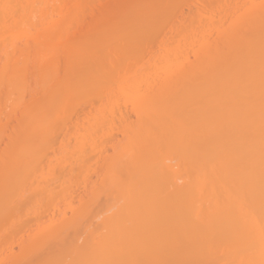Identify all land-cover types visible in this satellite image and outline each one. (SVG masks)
Segmentation results:
<instances>
[{
    "label": "bare ground",
    "instance_id": "1",
    "mask_svg": "<svg viewBox=\"0 0 264 264\" xmlns=\"http://www.w3.org/2000/svg\"><path fill=\"white\" fill-rule=\"evenodd\" d=\"M0 142V264H264V0H0Z\"/></svg>",
    "mask_w": 264,
    "mask_h": 264
},
{
    "label": "rangeland",
    "instance_id": "2",
    "mask_svg": "<svg viewBox=\"0 0 264 264\" xmlns=\"http://www.w3.org/2000/svg\"><path fill=\"white\" fill-rule=\"evenodd\" d=\"M183 9H184V8H183ZM184 10L187 11V9H184ZM186 11H185V12H186ZM88 20H89V18L86 20V22H87ZM86 22L84 21V23H86ZM29 76H30V74H29ZM29 76H28V82L31 80V79H29ZM30 78H31V77H30ZM30 82H31V85H30ZM30 82L28 83V85H30L31 87H33V85H35L34 81L31 80ZM31 87L29 88L30 90H32ZM33 88H34V87H33ZM26 95L29 96V92L26 93L25 96H23V97H24L23 100H27L28 98H30V96L27 97ZM27 101H28V100H27ZM122 110H123V108H122ZM124 110H125V112H124ZM124 110L122 111V112H124V114L128 111V112L126 113V115L128 114V116L132 117L133 114H131V113L129 112L128 109H127V111H126V109L124 108ZM74 112H76V111H73V112L71 113L72 115H70V117H69L70 119H74V118L76 119V118L78 117L77 115H79V113L77 114V113H74ZM73 116H74V117H73ZM11 117L13 118V116H11ZM71 117H72V118H71ZM12 118H11V121L9 120V123H11V124L14 123V119H12ZM69 118H68V119H69ZM75 119H74V121H75ZM76 120H77V119H76ZM71 121H73V120H71ZM67 122H70V120L67 121ZM11 124L8 125V127H7L8 129H11V128L9 127V126H11ZM14 125H15V124H14ZM14 125H13V126H14ZM6 126H7V125H6ZM11 127H12V126H11ZM7 131H9V130H7ZM61 136H62L61 134L58 136V140H61V139H62ZM112 136H113V135H112ZM3 138H4V139H3ZM3 138H1V141L4 140V142H5L6 137L3 136ZM2 139H3V140H2ZM6 141H7V139H6ZM0 143H1V142H0ZM2 145L4 146V144H1L0 146H2ZM106 145H107V146H106ZM106 147H107V148H106ZM108 147H109V145L106 143V144H105V148H106L107 151H110V149H109L110 147H109V148H108ZM92 179H95L94 176H92Z\"/></svg>",
    "mask_w": 264,
    "mask_h": 264
}]
</instances>
